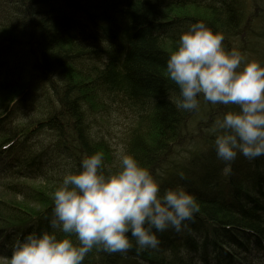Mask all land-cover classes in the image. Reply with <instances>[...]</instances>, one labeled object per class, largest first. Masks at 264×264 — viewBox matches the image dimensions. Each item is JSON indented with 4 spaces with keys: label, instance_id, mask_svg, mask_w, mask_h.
<instances>
[{
    "label": "trees",
    "instance_id": "obj_1",
    "mask_svg": "<svg viewBox=\"0 0 264 264\" xmlns=\"http://www.w3.org/2000/svg\"><path fill=\"white\" fill-rule=\"evenodd\" d=\"M253 1L0 0V264L18 239L51 230L52 194L84 156L100 151L118 166L111 108L132 115L116 129L124 153L162 192L183 186L200 211L182 231L157 233L156 249L94 247L82 264H264V156L238 155L225 174L210 129L235 106L201 97L192 116L176 107L179 88L166 75L198 20L223 34L226 49L264 64V34L262 48L233 45L264 25V0L252 12Z\"/></svg>",
    "mask_w": 264,
    "mask_h": 264
},
{
    "label": "clouds",
    "instance_id": "obj_2",
    "mask_svg": "<svg viewBox=\"0 0 264 264\" xmlns=\"http://www.w3.org/2000/svg\"><path fill=\"white\" fill-rule=\"evenodd\" d=\"M222 33L204 21L190 23L170 53L166 75L179 88L178 109L210 104L235 106L210 129L217 157L228 174L238 155L264 156V64L239 49L228 50ZM113 170L97 151L67 171L52 194L49 230L32 231L14 245L8 264H82L94 248L108 253L156 249L157 233L186 227L200 211L183 186L161 191L159 181L130 153ZM135 244H133V239Z\"/></svg>",
    "mask_w": 264,
    "mask_h": 264
},
{
    "label": "rangeland",
    "instance_id": "obj_3",
    "mask_svg": "<svg viewBox=\"0 0 264 264\" xmlns=\"http://www.w3.org/2000/svg\"><path fill=\"white\" fill-rule=\"evenodd\" d=\"M262 0H254L252 3L254 4L253 6H251V11L253 12L255 9H253L257 3V6L259 7V3L258 2H261ZM256 6V7H257ZM255 7V8H256ZM264 34V25L261 27L257 26L255 27L254 30H250V31H246V32H241L240 33V36L242 38V42L240 43L239 40H235L233 42V45L235 46V44H239V46L242 48V50L244 49H247V48H250V47H260L262 48L263 46V39H261L259 36H262ZM239 39V38H238ZM240 48V49H241ZM113 104V102H112ZM114 105V104H113ZM110 114L107 116V119L106 121L107 122H110L111 124L112 123H115V125H112V137L113 139L111 140V148H113L114 150V153H113V158L115 159L114 161V164L116 165L117 163H119V156L122 155L124 153V150H123V144L121 142V140H118L117 138L120 136V132H123L127 127L129 128V125H130V121H131V118H132V115L130 114L129 111H127L126 109H110ZM115 111V118L112 119V111ZM109 111V110H108ZM192 116H197V110H192ZM114 126H116V129H114ZM58 159V158H57ZM61 161V159H60ZM59 161V162H60Z\"/></svg>",
    "mask_w": 264,
    "mask_h": 264
},
{
    "label": "bare ground",
    "instance_id": "obj_4",
    "mask_svg": "<svg viewBox=\"0 0 264 264\" xmlns=\"http://www.w3.org/2000/svg\"><path fill=\"white\" fill-rule=\"evenodd\" d=\"M115 113H116V112L113 110V111H112V114H111L112 119L115 118V116H114ZM112 125H115V123H112V124H111V123L109 122V124L107 125V127H109V128L112 130V129H113V128H112ZM114 129H116V126H114Z\"/></svg>",
    "mask_w": 264,
    "mask_h": 264
}]
</instances>
